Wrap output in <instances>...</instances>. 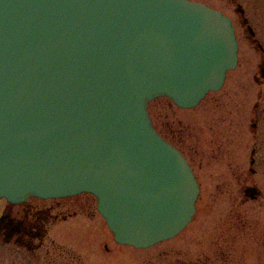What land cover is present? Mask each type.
<instances>
[{
    "label": "water",
    "instance_id": "95a60500",
    "mask_svg": "<svg viewBox=\"0 0 264 264\" xmlns=\"http://www.w3.org/2000/svg\"><path fill=\"white\" fill-rule=\"evenodd\" d=\"M237 63L232 19L202 2L0 0V196L87 192L117 243L174 238L201 189L149 104L195 107Z\"/></svg>",
    "mask_w": 264,
    "mask_h": 264
},
{
    "label": "rangeland",
    "instance_id": "374dc122",
    "mask_svg": "<svg viewBox=\"0 0 264 264\" xmlns=\"http://www.w3.org/2000/svg\"><path fill=\"white\" fill-rule=\"evenodd\" d=\"M194 1L233 19L243 46V63L228 72L219 91L208 94L194 108L179 107L163 96L150 105L157 129L181 150L198 178L201 190L192 220L172 239L135 248L114 240L93 200L84 214L51 232L55 240H49L50 250L42 251L37 260L16 251V258L10 256L15 264H264V171L254 177L248 173L250 148L238 147V129H225L242 124L236 116L238 94L243 85L250 91L243 90L244 94L251 95L254 85L247 76L253 67H247L244 60L257 56L244 38L231 0ZM238 1H244L264 36V0ZM226 94L232 95L228 104ZM247 184L257 185L262 196H246Z\"/></svg>",
    "mask_w": 264,
    "mask_h": 264
},
{
    "label": "flooded vegetation",
    "instance_id": "af4514ba",
    "mask_svg": "<svg viewBox=\"0 0 264 264\" xmlns=\"http://www.w3.org/2000/svg\"><path fill=\"white\" fill-rule=\"evenodd\" d=\"M236 3L243 9L239 12L238 18L245 34L244 38L257 57L254 60H244L247 67H253L252 72H248L247 76H250L254 85L251 95L247 94L250 91L247 88L244 89L243 85L238 94L236 110L238 115L236 116L242 124H236V127L226 126L225 129H238L240 132V135L237 134L240 141L238 147L241 148L242 145L243 148H250L247 170L254 177L261 170L264 171V36L247 13L244 1L237 0ZM238 46L237 67L243 63L241 56L243 46L240 39H238ZM240 80L244 82V78ZM243 90L247 93L244 94ZM229 99L232 100V95L226 94L224 99L226 104L230 101ZM245 169V165L244 168L241 167V171ZM244 187L246 196L252 197V193L255 199L262 196V191L257 185L247 184ZM93 200L96 201V198L87 193L61 198L29 196L19 202L9 201L0 196V264H15L16 259L10 260V256L16 258V251L23 253L31 260L39 259L42 251L50 250L49 240L51 242L55 240L51 232L56 227L67 224L69 220L84 214Z\"/></svg>",
    "mask_w": 264,
    "mask_h": 264
},
{
    "label": "trees",
    "instance_id": "16d2710c",
    "mask_svg": "<svg viewBox=\"0 0 264 264\" xmlns=\"http://www.w3.org/2000/svg\"><path fill=\"white\" fill-rule=\"evenodd\" d=\"M157 127V126H156Z\"/></svg>",
    "mask_w": 264,
    "mask_h": 264
}]
</instances>
